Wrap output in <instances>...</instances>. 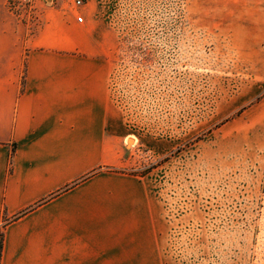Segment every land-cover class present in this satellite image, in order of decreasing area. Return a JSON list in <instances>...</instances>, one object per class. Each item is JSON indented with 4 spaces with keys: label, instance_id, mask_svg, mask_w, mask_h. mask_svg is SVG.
Wrapping results in <instances>:
<instances>
[{
    "label": "crops",
    "instance_id": "crops-1",
    "mask_svg": "<svg viewBox=\"0 0 264 264\" xmlns=\"http://www.w3.org/2000/svg\"><path fill=\"white\" fill-rule=\"evenodd\" d=\"M232 2L264 77V0ZM119 50L94 0H0V264H137L136 248H166L151 185L115 171Z\"/></svg>",
    "mask_w": 264,
    "mask_h": 264
},
{
    "label": "rangeland",
    "instance_id": "rangeland-1",
    "mask_svg": "<svg viewBox=\"0 0 264 264\" xmlns=\"http://www.w3.org/2000/svg\"><path fill=\"white\" fill-rule=\"evenodd\" d=\"M94 1L120 38L115 171L148 182L168 220L166 248H136L137 264H264V77L248 14L233 0Z\"/></svg>",
    "mask_w": 264,
    "mask_h": 264
},
{
    "label": "built area",
    "instance_id": "built-area-1",
    "mask_svg": "<svg viewBox=\"0 0 264 264\" xmlns=\"http://www.w3.org/2000/svg\"><path fill=\"white\" fill-rule=\"evenodd\" d=\"M24 2H25V0H24ZM26 3H27V1H26ZM26 3H25V4H26ZM76 5H77V6H80V5H81V1H77V2H76ZM77 21H78V22H81L82 19H81V18H78ZM0 231H1V228H0Z\"/></svg>",
    "mask_w": 264,
    "mask_h": 264
},
{
    "label": "trees",
    "instance_id": "trees-1",
    "mask_svg": "<svg viewBox=\"0 0 264 264\" xmlns=\"http://www.w3.org/2000/svg\"><path fill=\"white\" fill-rule=\"evenodd\" d=\"M2 232L0 231V255H1V250H2Z\"/></svg>",
    "mask_w": 264,
    "mask_h": 264
}]
</instances>
